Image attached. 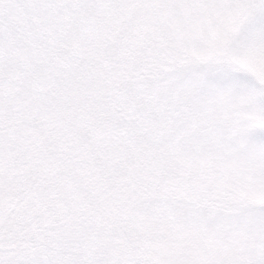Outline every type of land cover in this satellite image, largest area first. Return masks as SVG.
<instances>
[{
	"label": "snow or ice",
	"instance_id": "1",
	"mask_svg": "<svg viewBox=\"0 0 264 264\" xmlns=\"http://www.w3.org/2000/svg\"><path fill=\"white\" fill-rule=\"evenodd\" d=\"M0 264H264V0H0Z\"/></svg>",
	"mask_w": 264,
	"mask_h": 264
}]
</instances>
